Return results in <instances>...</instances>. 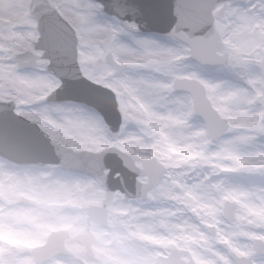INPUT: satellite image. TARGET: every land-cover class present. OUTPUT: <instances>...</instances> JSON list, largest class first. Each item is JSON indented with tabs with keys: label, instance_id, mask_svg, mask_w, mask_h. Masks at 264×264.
Instances as JSON below:
<instances>
[{
	"label": "clouds",
	"instance_id": "obj_1",
	"mask_svg": "<svg viewBox=\"0 0 264 264\" xmlns=\"http://www.w3.org/2000/svg\"><path fill=\"white\" fill-rule=\"evenodd\" d=\"M0 264H264V0H0Z\"/></svg>",
	"mask_w": 264,
	"mask_h": 264
}]
</instances>
